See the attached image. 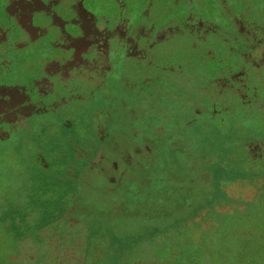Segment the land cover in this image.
<instances>
[{
  "label": "flooded vegetation",
  "instance_id": "1",
  "mask_svg": "<svg viewBox=\"0 0 264 264\" xmlns=\"http://www.w3.org/2000/svg\"><path fill=\"white\" fill-rule=\"evenodd\" d=\"M3 2L0 65L8 66L12 52L20 54L28 46L36 45L38 56L27 79H0V143L18 139L36 168L29 175L46 176L63 187L65 203L78 200L81 166L101 163L119 169L133 149L151 151L150 140L139 145L138 136L157 128L146 122L138 128L127 99L150 87L159 91L173 85L183 95L194 96V110L213 121L229 115L256 119L251 120L257 124L256 133L246 149L249 162L264 171V0ZM99 98L108 99L111 107L95 105ZM38 131L53 133L51 147L39 145L34 135ZM118 139L131 147L113 158L110 152ZM104 176L109 179L112 174ZM263 179L261 175L256 180L258 187H263ZM63 211L56 222L65 218L70 227L81 223L68 209ZM245 217L228 218L231 231L264 239V215ZM239 220L246 224H235ZM198 248L206 257L204 264H233L230 250L215 256L207 243ZM131 261L170 264L145 253Z\"/></svg>",
  "mask_w": 264,
  "mask_h": 264
},
{
  "label": "rangeland",
  "instance_id": "2",
  "mask_svg": "<svg viewBox=\"0 0 264 264\" xmlns=\"http://www.w3.org/2000/svg\"><path fill=\"white\" fill-rule=\"evenodd\" d=\"M2 6L4 2L0 4L1 16L5 15ZM37 53L36 45L28 46L24 52L17 55L13 51L12 62L8 66L0 65V79L7 82L27 79L35 68L34 60L36 55L38 56ZM101 99L99 98L95 105L111 107L108 99ZM127 99L130 109L136 113L135 125L138 128L145 122L157 128L155 131L151 128L148 134L144 132L138 136L139 145H143L146 139L150 140L151 151H142V146L133 149L127 154L129 157L122 158L119 169L112 170V167H104L101 163H96L94 168L87 163L81 166L75 189L78 200L75 202L68 200L65 205L59 206L60 210L68 209L72 216L80 219L81 223L70 224L72 227L65 218L48 226L39 221L35 209L40 210L48 206L47 201L53 195L51 192L53 190L45 191L44 188L43 191L42 188L31 187L30 177L34 178L36 175H29V171L36 168L31 167L32 161L29 162L26 158L27 153H24L18 139L13 138L0 143V264H133L128 254L107 261L106 254L115 250L112 249L110 241L87 240L85 235L90 226L104 223L109 233L111 231L112 234L121 235L128 231H137L143 223L157 224L167 226L166 234L169 236L172 233L169 229L170 224L181 221L186 216L188 211L186 203L190 200L188 194L193 193L195 184L198 187L202 185L199 180L198 182L196 179L192 180V175L183 169V155L186 156L187 153L190 166L197 167V163L190 158V151L193 146L195 147L196 138L200 144L212 147L215 123L226 124L228 118L217 117L213 121L198 114L190 104L195 99L194 96L183 95L173 85L166 88L161 86L159 91H154L150 87L148 90L127 96ZM114 110L112 114L115 115ZM239 120L249 127L256 119L253 118L251 121L241 115ZM86 121L88 122V119ZM116 121L117 118L112 120L111 124L117 123ZM123 133L126 135L127 131ZM241 134L242 137L247 135L246 132ZM34 135L41 141L39 145L42 148L53 145L50 139L53 133L38 131ZM127 147L131 146L125 144L124 139H118L116 147L111 149L113 151L110 153L114 155L113 158L121 156ZM176 148H180L184 154H180ZM59 149L63 151L60 147ZM65 160L70 161L69 158ZM199 162H202L201 159ZM122 166L125 169L118 174ZM109 172L112 176L107 179L104 173ZM201 176L202 174L200 179ZM225 188L230 200L214 207L219 208L222 213H230L234 209L231 205L232 197L242 199L240 209L245 211L251 209V206L248 207L251 204L244 202L255 199L256 195L260 194L258 182L250 179L230 184ZM32 196L34 200L30 199ZM34 202L37 203L34 205ZM22 204L31 207L26 208L31 214L28 213L27 223H24L30 229L26 238H17L14 228L19 222L15 217L21 214L11 210L20 208ZM51 208L52 213L59 211L58 207ZM214 215L206 212L200 214L197 220L202 225L201 231L198 228L191 230L190 235L197 240H191L192 243L189 244L199 247L207 243L210 251L215 252V256L221 250H230L233 264H264V239L258 241L256 236L242 237L241 234L239 236L229 230L231 222H223ZM182 221L183 223H179L182 235L177 245L180 252L187 243L184 240L186 232L190 227H194L195 222L184 219ZM239 221L235 224H246L244 223L246 220ZM249 221L250 225L261 226L257 220ZM202 236L203 239L199 240ZM114 245L117 247L118 244ZM168 247L167 252L173 254ZM145 254L148 257L163 258L160 253L155 254L150 250H146ZM167 261L173 263L175 260L169 257Z\"/></svg>",
  "mask_w": 264,
  "mask_h": 264
},
{
  "label": "trees",
  "instance_id": "3",
  "mask_svg": "<svg viewBox=\"0 0 264 264\" xmlns=\"http://www.w3.org/2000/svg\"><path fill=\"white\" fill-rule=\"evenodd\" d=\"M239 119L240 118L237 115H229L227 119L228 124H225V122L221 124L215 123V136L212 139L214 140V145L212 147H206L207 145L200 144L201 142H198L196 138V144H194L195 147L193 146L190 151V158L193 162L197 163V167L193 168V166H190L187 153L186 156L183 155V169L186 173L192 175V180L196 179V182L199 180L202 186L198 187L197 184H195L193 193L188 194V197H190V200L186 203L188 211L183 219L185 221L193 220L195 222L193 223L194 227H190L186 232L184 240H186L187 243H185L181 252L178 251L177 245H179L178 241L182 235L179 230V223H183V219L181 221L178 220L179 223H177L178 221H174L170 224L169 229L172 230V233L169 236L166 234L168 227L157 224L145 225V223H143V226L139 227L137 231H128L125 234L117 235L112 234L111 231L109 233V229L106 225L101 223L98 224V226L93 225L90 227L89 236L86 239L110 241L112 249L115 251L110 250L113 253L110 252L111 254H106L107 261L109 259L113 260V258L116 259V257L125 254H128L131 259L135 260L136 258L142 257L143 253H145L144 250H146V246H150L149 250L152 251V253H160L163 258H166V260L169 257L173 258L175 261L170 264H204L206 257L204 258V255L200 253L198 247L189 244V242L192 243V236L190 235L191 230L201 226L200 221L197 219H199L202 212H206L210 215L215 214V218H218L221 221H227L228 218L233 221H236L237 218L243 219L245 216L241 214L244 213L247 216L245 219L252 217L260 219V217L264 215V185L263 187L259 186L260 194L256 195L257 197L255 199L244 202V204L246 202L251 204L248 206H251V209L245 210V212L240 209V205L243 204L241 202L242 199L240 200L236 197L231 198V205L234 206L231 214L222 213L223 211H220L219 208H217L218 210L214 208L217 204L228 203L230 200L227 188H225L226 186L244 181V179L256 181L261 175H264V171H262L260 166H253V164L249 162V155L247 154L246 149V142L252 137V133H256V127L254 125L257 124L253 122V124L247 127ZM193 132H191L192 135L194 134ZM243 132H246L247 134L245 137L241 136V133ZM196 134L197 132L195 131V135ZM176 150L180 154H184L180 148H176ZM200 159L202 161L201 163L199 162ZM201 174L204 178L201 176L200 179L199 177ZM30 178H32L31 187L42 188V190L45 188V191H47L46 189L53 190L51 191L53 192V195L47 201L48 206L40 210L38 208L35 210H37L36 213L38 214V219L43 222L42 224H45V226L54 224L57 218L64 213L63 210L59 209L61 208L59 206L63 205L66 201L64 199V194L66 193L65 190L63 187L57 186L54 182H50V179L46 176H42V178H37L36 176ZM30 199L34 200V197L32 196ZM36 203L37 202H34V205ZM24 204H22L23 207L21 206L20 208L11 210L12 212L21 214L16 216L19 218L15 217V220H18L19 222L14 228L17 232V238L27 237L29 234L30 228L24 223H27V216L28 213H30L26 208L31 207L24 206ZM51 206L58 207L59 211L56 213L54 211V213H52ZM231 215H233V218H230ZM101 219L103 220V218ZM100 221L101 220H99V222ZM230 227L229 230L232 229H230ZM234 229H237V227H234ZM114 243L118 244L117 247ZM167 247L173 252V254L167 252Z\"/></svg>",
  "mask_w": 264,
  "mask_h": 264
}]
</instances>
